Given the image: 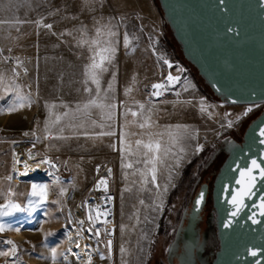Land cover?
I'll use <instances>...</instances> for the list:
<instances>
[{
    "label": "rangeland",
    "instance_id": "obj_1",
    "mask_svg": "<svg viewBox=\"0 0 264 264\" xmlns=\"http://www.w3.org/2000/svg\"><path fill=\"white\" fill-rule=\"evenodd\" d=\"M0 20L8 21L0 24V49L13 57L16 68L21 67L27 75L21 78L12 70H0L4 78L0 84V206L8 204L9 199L20 206V210L0 209L9 213L0 215V224L6 229L0 232V252L10 250L11 245L3 242L12 240L11 236L20 233L24 237L17 244L16 255H0V264H63L67 199L74 196V205L91 185L98 167L109 164L114 169L111 191L117 197L120 225L113 264H172L200 184L209 181L212 185L227 158V149L242 142L264 105L238 128L219 133L229 105L212 98L196 70L189 66L191 86L180 96L159 99L167 103L157 106L155 120L131 117V107L136 106L134 113L138 114L139 102L151 99L147 84L159 78L158 62L138 20L158 46L162 44L166 51L182 59L156 0H0ZM45 24L52 28L44 27ZM98 28L102 39L114 42L116 52L112 63L106 64L107 70L99 76L97 94V85L85 76V66L91 63L93 53L87 44L78 42L95 39ZM125 34L133 42L127 47ZM144 41L146 45L134 50L138 42ZM122 54L129 63L124 67ZM128 54L140 58L133 68ZM5 88L17 89L20 95L29 97L25 106L10 111L20 101L15 91ZM52 100L60 107L59 131L50 124L45 131V124H40L39 119L36 125L32 121L35 113L40 117V112H47ZM90 100H95L96 105L85 110L84 105ZM175 102L199 107L196 128L185 131L172 127L168 106ZM237 111L242 114L244 108ZM65 112L67 116L63 115ZM218 133L221 137L215 140ZM203 136L210 142H203ZM19 143L25 144L37 161L47 157L53 163L52 156H58L54 159L57 170L46 164L52 179L18 175L15 145ZM149 143H159L160 151L150 152L145 147ZM38 146L46 151L45 156L38 153ZM8 176L12 179H6ZM69 177V182L64 180ZM33 185L48 186L46 199L32 195ZM61 188L66 190L63 196ZM9 190L13 193L10 198ZM208 231L199 256L205 247L204 258L212 263L219 249L215 213ZM121 247L125 249L123 253ZM104 252L107 254L108 250Z\"/></svg>",
    "mask_w": 264,
    "mask_h": 264
},
{
    "label": "water",
    "instance_id": "obj_2",
    "mask_svg": "<svg viewBox=\"0 0 264 264\" xmlns=\"http://www.w3.org/2000/svg\"><path fill=\"white\" fill-rule=\"evenodd\" d=\"M156 1L182 60L196 70L212 98L229 106L264 105V0ZM262 128L264 109L242 142L229 146L212 185L204 183L197 192L183 237L190 256L211 196L219 243L211 264H264ZM201 193L204 198L197 204Z\"/></svg>",
    "mask_w": 264,
    "mask_h": 264
},
{
    "label": "bare ground",
    "instance_id": "obj_3",
    "mask_svg": "<svg viewBox=\"0 0 264 264\" xmlns=\"http://www.w3.org/2000/svg\"><path fill=\"white\" fill-rule=\"evenodd\" d=\"M118 20H120V18H118ZM157 55L159 64H162L164 59L168 60L165 53L157 51ZM161 57H163V59H161ZM184 74L185 79L191 83V75L187 72ZM157 83H162L165 87L155 90L151 88V99H160L167 95V82L161 80L157 81L155 84ZM153 91H159L162 94L152 95ZM15 151V169L20 170L18 171L19 176L34 179H52V175L45 163H41V161H37L33 157L29 158V153L25 144H16ZM17 159L19 162H17ZM26 163L28 165L27 170L25 168ZM53 163L56 165V162L53 161ZM55 168L56 170L58 169L56 166ZM109 170H111L110 173ZM70 179L72 178L69 177L64 180L69 182ZM102 179L106 181V185L100 183ZM114 183L113 165L100 166L97 169L96 176L91 185L79 198H77L78 200L74 205V196H70L67 199L68 216L63 224V235L66 242L62 256L63 264H89V262L90 264H113L115 262L116 234L120 225L117 214V197L111 191L112 184ZM108 197H111V199L109 200ZM97 211L100 213L99 218H96ZM105 212L109 214L104 215ZM90 214L93 216L92 221L88 219ZM79 221H83V224H80ZM90 228L91 231H89ZM97 230H99V235H96ZM19 234L17 233V235L15 234L16 236H11V241H13L16 246L18 243L24 241L23 235ZM105 239L106 241L103 243ZM109 240L112 242L110 248L108 246ZM103 248L108 250L107 254L104 252ZM102 255L105 257L104 259H101Z\"/></svg>",
    "mask_w": 264,
    "mask_h": 264
},
{
    "label": "snow or ice",
    "instance_id": "obj_4",
    "mask_svg": "<svg viewBox=\"0 0 264 264\" xmlns=\"http://www.w3.org/2000/svg\"><path fill=\"white\" fill-rule=\"evenodd\" d=\"M3 23H8V21L0 20V24H3ZM16 23H22V21H18L17 20ZM36 23L39 24L40 22L37 21ZM44 27H46L48 29H51L52 25L51 24H45ZM84 31H86V30H84ZM108 34L110 36H115L114 32H109ZM102 36H103V33H102L101 29L98 28L96 30V38L95 39H92V40L82 39L81 41L78 42V43H81V44H87L88 45V50L93 53V55L90 57L91 63L89 65L85 66V76L88 79H90L93 83H95L97 85V94H98V91H99V76H100V74L103 71L107 70L105 65L112 63V61H113V59L115 57V52H116V49H115V46H114V42L111 41V40H104V39H102ZM124 44H125V47H127L129 45V39H128L127 34H125V36H124ZM161 59H163V57H161ZM164 63L168 64L169 67L172 66L167 59H164ZM17 75H18V73H17ZM3 79H4L3 76L0 75V84L3 83ZM167 80L169 82H171L173 80L179 81L180 77L179 76L173 77L171 74H169L168 77H167ZM85 83H87V80L85 81ZM185 84L191 86L190 82H188V81H185ZM111 87H112V85L109 84V88H111ZM164 87L165 86L162 83H157V84H153L152 85V88L154 90L155 89H162ZM8 90L15 91L16 95L18 96V99L20 101V103L18 105L14 104L10 108V111H16L18 107L19 108L24 107L25 106L24 101L28 100L29 97L20 95V93H19V91L17 89L5 88V91H8ZM85 90L86 91H90L89 89H85ZM185 90H187V89H185ZM161 94L162 93L159 92V91H153V93H152V95H161ZM0 99H3V97H0ZM92 105H96V101L95 100H90L88 102V104L84 105L85 110H87ZM51 107H55V105H52ZM65 107H67V106H65ZM141 107H143V105H141ZM204 110H205L204 109V104H203V101H201V111H204ZM250 111H252V109L248 108L243 113V115H247L248 112H250ZM63 115L67 116L68 113L65 112V113H63ZM133 115H135V113H133ZM60 120H61V116L58 115V116H56V118L53 121V123H58ZM229 126H231V122H229ZM141 127H144V125H141ZM45 131H48V122L47 121L45 122ZM62 131H63V129L61 128V132ZM110 134L111 133H101V135H110ZM261 134L264 135V128L261 129ZM25 135H28V133H25ZM62 138H65V137H62ZM139 143H140V141H137V144H139ZM145 147L148 148V150L150 152L158 153L160 151V144L159 143H156L155 146H153L151 143H149V144L145 145ZM197 150L199 151V148ZM165 151L167 152L168 149H165ZM29 158H32L31 153L29 154ZM17 162H19L18 159H17ZM41 163L49 164L50 167L55 168V164L52 163V161L49 160L47 157H45L41 161ZM252 164L254 166H256V167H259V165L256 164L255 160L252 161ZM128 166L130 167L131 165H128ZM25 168H26V170L28 169L27 163L25 164ZM245 171L251 172V169H246ZM110 172H111V170H109V173ZM241 175H243V172L241 173ZM261 178L264 179V169H261ZM6 179L11 180L12 177L8 176V177H6ZM155 179H156L155 169L153 168V170H152V180H153V182L155 181ZM100 183L106 185V181L103 180V179L100 181ZM237 183H240V181H237ZM47 190H48V186L47 185H40V186L33 185L32 186V195L33 196L39 195L41 197V199L43 200V199H46V197H47ZM65 191H66L65 189L61 188L60 195L63 196L65 194ZM11 195H13V193L11 192V190H9V193H8L9 198L11 197ZM203 198H204L203 197V193H201L200 199L197 201V204L201 203ZM108 199L110 200L111 197H108ZM261 199L264 200V197H261ZM233 201H236V196L235 195L233 196ZM261 207H264V204H262ZM0 209L20 210V206L15 204V203H12L11 200L9 199V203L5 204L3 206H0ZM240 210L241 209L237 208V210L235 212H233V216L237 215V213ZM7 214H9V213L6 212V211L0 210V215H7ZM108 214L109 213H107V212L104 213V215H108ZM99 215H100V213H99V211H97V217L96 218H99ZM261 215H264V211L261 212ZM88 219H89V221H92L93 220V216L90 214ZM79 223L83 224V221H79ZM253 223H257V221L253 220ZM5 230H6L5 226L3 224H0V232H3ZM15 230L19 231L18 228L15 229ZM89 231H91V228L89 229ZM96 235H99V230L96 231ZM3 243L11 245V248L8 251L0 252V255L5 256V257L15 256L16 253H17V246L15 245V243L13 241H11V240L4 241ZM111 243H112L111 240H109L108 241L109 248L111 247ZM124 251H125V249L123 247H121V252L123 253ZM52 254H53V257H55L56 251L53 250ZM251 254H252V256H257V252H255V251H253ZM104 258L105 257L102 255L101 259H104ZM89 264H90V262H89Z\"/></svg>",
    "mask_w": 264,
    "mask_h": 264
},
{
    "label": "built area",
    "instance_id": "obj_5",
    "mask_svg": "<svg viewBox=\"0 0 264 264\" xmlns=\"http://www.w3.org/2000/svg\"><path fill=\"white\" fill-rule=\"evenodd\" d=\"M138 23H139L140 30H142L146 35V38H147L148 43H149V47H150L154 57L156 58V60H157V56H158L157 51H159V49H161L162 51L165 52V54L168 57L169 63L172 65L171 67H169L168 64H165L164 62H162V64L158 63V65H159V78H157L156 80H153L147 84V91H148L149 96H150V89L152 88V85L155 84L157 81H161V80H164L165 82H167V95L165 97L171 98V97L180 96L181 93L188 86L185 84V81H187V80L185 79L184 73L187 72L191 75L190 67L181 58H179L178 56L173 54L171 51H169V50L166 51L162 44H159V46H158L155 42V38L151 37L147 32H145V30L142 27L139 20H138ZM16 64L17 63L13 60V57L8 56V54L4 53L0 49V70L1 69H9V70H12L16 75L18 73V75H17L18 77L27 78L26 72H24L21 67H18V69H17ZM17 70H19V72ZM169 74H171L173 77L179 76L180 80L179 81L173 80V81L169 82L167 80V77ZM165 97H162V98H165ZM162 98H160V99H162ZM152 99H154V98H152ZM261 106L262 105L229 106V109L226 111V120H223L219 124V126L221 128L219 133H222L221 131H225V133H226V130H229V129L233 130V129L238 128L249 117H251L253 114H255V112H257L261 108ZM241 107L244 108V111L242 112V114H240L237 111V108H241ZM252 107H257V108L252 109ZM248 108H251L252 111L248 112L247 115H243V113ZM32 118H33L32 121L36 125L38 122V119H39L38 114L35 113ZM229 122H231V126H229ZM219 133L217 134L219 136H216L215 140H217V139H219V137H221V135ZM202 141L205 143L210 142L208 140L207 136H203ZM215 143L216 142H214V144ZM38 153L41 156H45L46 151L44 149H42L40 146H38ZM52 159L54 161V159H58V156L57 155L52 156Z\"/></svg>",
    "mask_w": 264,
    "mask_h": 264
},
{
    "label": "crops",
    "instance_id": "obj_6",
    "mask_svg": "<svg viewBox=\"0 0 264 264\" xmlns=\"http://www.w3.org/2000/svg\"><path fill=\"white\" fill-rule=\"evenodd\" d=\"M119 17V16H118ZM137 40V39H136ZM135 40V41H136ZM138 41V40H137ZM147 43L148 40L146 39ZM133 42L129 41V44H131ZM146 45V42H138V46L135 49H140L141 46ZM149 45V43H148ZM142 48V47H141ZM145 49V48H143ZM128 57H131V65L132 68L135 67V62L140 61V58H135L132 55L128 54ZM127 57V56H126ZM121 65L122 67L127 66L128 60L127 58H125V55H121ZM201 101V100H200ZM163 103H167V101L165 100H159V99H149V100H145V101H140L139 105H143V107H139L140 109H138L137 113L135 114V116L137 115L138 117H144L149 121H152L153 119L155 120L156 117V109L157 106L163 104ZM52 105H55V107H51ZM219 105V104H218ZM221 107V109L223 106H219ZM47 112H40V117H39V122L40 124H45V122H48V125L50 124L53 128L54 126L57 128V130L59 131V126L61 124V121H59L58 123H53V121L55 120L56 116H61L60 113V107L58 104L54 103V100H52L51 104L48 105L47 107ZM132 108V113H131V117H133V113H134V109L135 107H131ZM51 109V111L49 110ZM168 109L170 110L169 112V117L172 119V127L175 130H193V128H196L197 124H198V116L197 113L200 111L199 107L195 104H181L180 102H175V103H171L168 106ZM226 109V108H225ZM193 111H195V114L193 113ZM165 114L167 115V108H166V112ZM164 114V115H165ZM45 132V131H43ZM50 136V138H53V136L51 135H47ZM45 138V137H44Z\"/></svg>",
    "mask_w": 264,
    "mask_h": 264
},
{
    "label": "flooded vegetation",
    "instance_id": "obj_7",
    "mask_svg": "<svg viewBox=\"0 0 264 264\" xmlns=\"http://www.w3.org/2000/svg\"><path fill=\"white\" fill-rule=\"evenodd\" d=\"M204 183L210 184L209 181ZM204 183L200 184V187ZM213 215H214V210L212 205V199L211 196H209L207 206L205 207L202 213V219L196 227V232H197L196 241L195 244H193V254L190 256L188 251L189 245L187 244L186 241H183V237L185 235V229L188 224V218H189V214H188L180 234L181 239L178 242L175 252L173 254L172 264H211L210 259L206 260L204 258V254L206 251L203 252V249H205V247L202 249L201 257L199 256V250L203 246L205 237L209 232L208 230L210 229V219ZM206 248H208V246H206Z\"/></svg>",
    "mask_w": 264,
    "mask_h": 264
},
{
    "label": "trees",
    "instance_id": "obj_8",
    "mask_svg": "<svg viewBox=\"0 0 264 264\" xmlns=\"http://www.w3.org/2000/svg\"><path fill=\"white\" fill-rule=\"evenodd\" d=\"M261 112H262V111H261ZM261 112H260V114H261ZM260 114H259V115H260ZM259 115H258V116H259ZM219 169H220V168H219ZM219 169H218V171H219ZM218 171L216 172V174L218 173ZM216 174H215V176H216ZM214 178H215V177H214Z\"/></svg>",
    "mask_w": 264,
    "mask_h": 264
}]
</instances>
